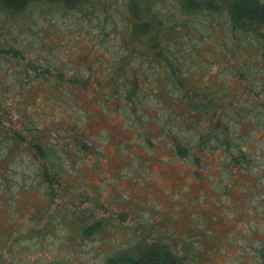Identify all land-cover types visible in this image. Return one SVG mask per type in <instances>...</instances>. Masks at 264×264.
I'll list each match as a JSON object with an SVG mask.
<instances>
[{"label": "trees", "instance_id": "1", "mask_svg": "<svg viewBox=\"0 0 264 264\" xmlns=\"http://www.w3.org/2000/svg\"><path fill=\"white\" fill-rule=\"evenodd\" d=\"M174 162L211 184L182 229L161 203L94 212ZM202 201L233 264H264V0H0V264L76 263L121 227L111 264H202L221 219Z\"/></svg>", "mask_w": 264, "mask_h": 264}, {"label": "rangeland", "instance_id": "2", "mask_svg": "<svg viewBox=\"0 0 264 264\" xmlns=\"http://www.w3.org/2000/svg\"><path fill=\"white\" fill-rule=\"evenodd\" d=\"M152 170L156 177L146 178L143 181L138 179L121 178L114 180V182L106 186V190L103 192L102 197L107 204L108 211H99L94 209L97 215L109 216L110 213L114 214V217L119 214L120 211L124 210L123 207L131 208L136 203L142 201L146 202L147 205L154 206L157 203H161L165 208L161 212H156L157 225L160 227H173L176 230H180L184 227L186 221L191 215L192 211L200 210V206L196 205L194 201L197 200V196L200 194L208 195L207 190L211 184L203 178L201 181H195L194 177L190 174L187 167L183 168V165L178 162L172 164H159L155 163L152 165ZM204 174L207 171L204 170ZM153 174V175H154ZM109 171L106 178L101 176L99 173L92 172L88 175L89 181L93 185L99 184L104 179H109ZM192 186L190 194L180 193L181 190H186L188 185ZM94 191V190H92ZM125 192L130 193L129 197L125 196ZM215 198L219 199L218 194L214 195ZM213 196V197H214ZM79 199V198H78ZM122 200H126L122 203ZM183 205V206H182ZM23 208L26 213H29L30 206L27 201H23ZM85 206H91L86 204ZM182 206V207H181ZM201 208L207 209L206 214L218 213L221 219L209 223L214 229L216 240L208 243L213 251L211 256H206L202 264H233L234 259L239 255V242L229 244L228 232L226 231L224 218L226 214L219 213V208L216 205H211L209 201H202ZM89 214V211H86ZM5 212L1 211L0 218H4ZM178 215V216H177ZM27 217V216H26ZM132 225H136V221L133 219L130 222ZM234 225V224H233ZM135 226H133L134 228ZM137 227V226H136ZM133 230V229H131ZM125 228L107 230L100 236V240L91 238L80 247L72 249L69 252L74 254L78 261L77 264H111L107 260V256L112 254L114 250H119L122 244L132 242V232ZM140 233V231H137ZM104 237V238H103ZM103 240L101 241V239ZM53 257V256H52ZM106 257V258H105ZM51 258V255L48 256ZM105 258V259H104ZM233 259V260H231ZM230 260V261H228Z\"/></svg>", "mask_w": 264, "mask_h": 264}, {"label": "water", "instance_id": "3", "mask_svg": "<svg viewBox=\"0 0 264 264\" xmlns=\"http://www.w3.org/2000/svg\"><path fill=\"white\" fill-rule=\"evenodd\" d=\"M56 264H76V263H73V262H60V263H56Z\"/></svg>", "mask_w": 264, "mask_h": 264}]
</instances>
